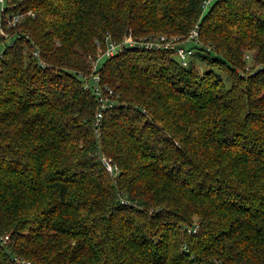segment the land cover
Listing matches in <instances>:
<instances>
[{"label": "trees", "instance_id": "1", "mask_svg": "<svg viewBox=\"0 0 264 264\" xmlns=\"http://www.w3.org/2000/svg\"><path fill=\"white\" fill-rule=\"evenodd\" d=\"M10 1L30 13L0 63V264H264V0ZM126 29L184 39L188 65L102 58L96 136L78 75Z\"/></svg>", "mask_w": 264, "mask_h": 264}, {"label": "built area", "instance_id": "2", "mask_svg": "<svg viewBox=\"0 0 264 264\" xmlns=\"http://www.w3.org/2000/svg\"><path fill=\"white\" fill-rule=\"evenodd\" d=\"M12 3L10 0H0V63L3 59V52L5 46H10L12 40L20 36V33L16 31H10V28L17 27L22 21L23 17L30 13L29 10H12ZM197 27H192L186 38L196 41L197 40ZM24 39L28 37L27 34H23ZM95 52L88 55L89 71L87 74L79 73V78L83 82L84 87L91 86V93L96 98V110L93 118V132L96 136L99 134V127L101 125L102 113L106 108L115 105L117 100V94L109 87L100 83V77L97 73L99 61L104 57L112 56L120 52L125 47H142L145 49H159L169 48L172 49L181 65L187 66L188 59L191 54L189 47H184L177 36L155 34V35H134L130 29H126L120 39H114L109 33H105L103 38L95 39ZM31 54L36 59L38 65L46 67L48 64L41 58V54L35 44H31ZM90 79V82L87 80ZM101 161L107 171L115 176L117 174V167L111 162L109 157L105 155L100 156ZM6 235L0 237V241H4ZM25 264H30L28 261Z\"/></svg>", "mask_w": 264, "mask_h": 264}, {"label": "rangeland", "instance_id": "3", "mask_svg": "<svg viewBox=\"0 0 264 264\" xmlns=\"http://www.w3.org/2000/svg\"><path fill=\"white\" fill-rule=\"evenodd\" d=\"M182 40H184V39H182ZM182 40H179V41H182ZM192 61H193L194 66L197 67L198 69H203L205 67V65L202 63V61L197 60L196 56L193 57ZM110 177L113 178L114 176L111 175Z\"/></svg>", "mask_w": 264, "mask_h": 264}, {"label": "water", "instance_id": "4", "mask_svg": "<svg viewBox=\"0 0 264 264\" xmlns=\"http://www.w3.org/2000/svg\"><path fill=\"white\" fill-rule=\"evenodd\" d=\"M0 245H2V243L0 242Z\"/></svg>", "mask_w": 264, "mask_h": 264}]
</instances>
